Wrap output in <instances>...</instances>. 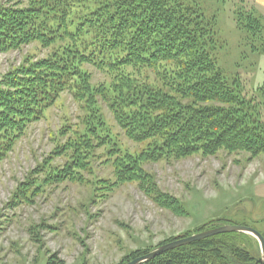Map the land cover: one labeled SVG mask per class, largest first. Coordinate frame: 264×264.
Instances as JSON below:
<instances>
[{
  "label": "trees",
  "instance_id": "16d2710c",
  "mask_svg": "<svg viewBox=\"0 0 264 264\" xmlns=\"http://www.w3.org/2000/svg\"><path fill=\"white\" fill-rule=\"evenodd\" d=\"M24 1L0 8V51L37 43L50 52L0 82V161L29 124L44 117L64 93L72 95L85 116L79 130L61 131L65 142L54 154L66 158V164L52 171L46 183L79 180L83 172L92 170L96 149L105 148L117 186L136 183L158 207L186 217L179 200L159 190L144 168L147 164L214 157L220 151L248 153L252 158L264 155L262 103L243 94L240 83L232 86L224 77L214 57L217 21L206 17L198 4ZM254 11L239 13L237 19L238 27L251 34L264 30ZM88 67L97 69L105 80L95 83ZM101 103L128 140L145 145L141 151L122 148ZM226 222L213 221L205 229L230 225ZM249 238L238 233L218 235L144 264H258L260 251L252 250ZM153 250L137 251L124 262Z\"/></svg>",
  "mask_w": 264,
  "mask_h": 264
},
{
  "label": "rangeland",
  "instance_id": "374dc122",
  "mask_svg": "<svg viewBox=\"0 0 264 264\" xmlns=\"http://www.w3.org/2000/svg\"><path fill=\"white\" fill-rule=\"evenodd\" d=\"M184 1L198 4L206 17L216 19L214 57L219 69L230 85L240 83L243 94L261 102L264 113V30L251 34L237 23L239 13L251 10L264 23V0ZM17 2L27 1L0 0V8ZM49 52L37 43L0 51V82ZM88 70L95 83L105 80L97 69ZM100 105L122 148L141 151L145 145L128 140L108 107ZM84 116L72 95L62 94L0 161V264H47L52 258L53 264H125L137 251L205 232L213 221L247 225L264 235V155L220 151L214 157L147 164L144 168L159 190L179 200L186 217L158 207L136 183L117 186L105 148L96 149L92 170L79 180L46 183L52 171L66 164V158L54 154L65 142L61 131L79 130ZM250 237L249 246L260 251Z\"/></svg>",
  "mask_w": 264,
  "mask_h": 264
},
{
  "label": "water",
  "instance_id": "95a60500",
  "mask_svg": "<svg viewBox=\"0 0 264 264\" xmlns=\"http://www.w3.org/2000/svg\"><path fill=\"white\" fill-rule=\"evenodd\" d=\"M231 233L245 234L254 237L258 241L260 248V258L257 260V263L264 264V237L262 236V234L253 228L247 226H236V225L223 226L220 228L207 230L205 232L192 235L190 237L179 238L171 243L162 245L156 248L155 250H153L152 252H150L149 254L137 258L135 260H132L127 264H144L147 262H151L155 258L167 252L178 249L180 247L187 246L195 242L203 241L205 239H209L211 237H215L218 235L231 234Z\"/></svg>",
  "mask_w": 264,
  "mask_h": 264
},
{
  "label": "bare ground",
  "instance_id": "6f19581e",
  "mask_svg": "<svg viewBox=\"0 0 264 264\" xmlns=\"http://www.w3.org/2000/svg\"><path fill=\"white\" fill-rule=\"evenodd\" d=\"M181 238H183V237H181Z\"/></svg>",
  "mask_w": 264,
  "mask_h": 264
}]
</instances>
